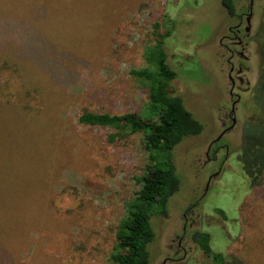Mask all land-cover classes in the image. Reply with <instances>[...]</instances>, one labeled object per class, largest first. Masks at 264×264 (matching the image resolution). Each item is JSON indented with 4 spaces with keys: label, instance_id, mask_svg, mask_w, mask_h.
Returning <instances> with one entry per match:
<instances>
[{
    "label": "rangeland",
    "instance_id": "rangeland-1",
    "mask_svg": "<svg viewBox=\"0 0 264 264\" xmlns=\"http://www.w3.org/2000/svg\"><path fill=\"white\" fill-rule=\"evenodd\" d=\"M246 3L234 0L236 12ZM253 12V25L264 21V0ZM163 14L176 23L167 37ZM235 22L220 0H0V264H118L116 226L147 160L142 134L81 117L140 114L146 86L130 70L165 37L170 92L203 129L173 150L180 185L167 215L151 218L147 264H211L194 240L203 231L213 250L264 264V72L234 127L221 126L230 83L218 39ZM255 48L251 86L262 73ZM213 139L221 147L206 161Z\"/></svg>",
    "mask_w": 264,
    "mask_h": 264
},
{
    "label": "trees",
    "instance_id": "trees-1",
    "mask_svg": "<svg viewBox=\"0 0 264 264\" xmlns=\"http://www.w3.org/2000/svg\"><path fill=\"white\" fill-rule=\"evenodd\" d=\"M221 4L230 13L234 12V0H221ZM161 24L167 37L176 23L163 14ZM164 39L146 44L142 53L145 66L130 70L132 75L140 76L146 86L147 99L140 114L85 111L81 117L85 124L111 127L120 135L142 134L147 160L144 173L138 179L141 184L125 203V214L116 226L117 242L111 259L118 264L149 262L148 245L155 236L151 218L167 215L169 198L180 185L173 150L183 138L197 135L203 129L202 123L185 107L182 97L170 92L177 72L168 63ZM215 212L226 219L222 209L217 208ZM211 238L205 231L194 234V240L207 246L206 255L211 264H242L237 255L213 250Z\"/></svg>",
    "mask_w": 264,
    "mask_h": 264
},
{
    "label": "flooded vegetation",
    "instance_id": "flooded-vegetation-1",
    "mask_svg": "<svg viewBox=\"0 0 264 264\" xmlns=\"http://www.w3.org/2000/svg\"><path fill=\"white\" fill-rule=\"evenodd\" d=\"M246 1V5L241 6L242 10L239 13L236 12L235 9L232 13L227 11L232 17H235L236 22L228 25L225 33L220 35V38L218 39L220 51L217 54V60H220L221 64L227 67V77L230 83L228 91L230 107L229 110L224 113V118L221 119L222 133L234 127L236 123L235 111L237 104L243 101L246 103L247 98H249L248 102L251 100V95L253 96L255 92L253 90H255L256 86L261 82L262 74L264 72V21L261 20L258 24L253 25L254 0ZM251 44H254L256 47L255 49L258 51L256 52V55L260 58V67L262 70V73L258 76L254 85H252L254 88L251 86L250 79L245 75L247 71L250 70L247 62L252 57V53L248 50V47H250ZM217 141L218 139H213L208 143L205 151L206 161L210 160L212 157H216L218 149L221 147H215ZM206 161L203 164H205ZM218 174L219 173L210 175L208 182H210L211 179L216 178ZM184 228L185 226L183 229ZM178 246L181 247L180 240ZM182 250L185 251L184 248ZM167 260L174 259L168 257L162 262V264H165Z\"/></svg>",
    "mask_w": 264,
    "mask_h": 264
},
{
    "label": "water",
    "instance_id": "water-1",
    "mask_svg": "<svg viewBox=\"0 0 264 264\" xmlns=\"http://www.w3.org/2000/svg\"><path fill=\"white\" fill-rule=\"evenodd\" d=\"M220 137V136H219Z\"/></svg>",
    "mask_w": 264,
    "mask_h": 264
}]
</instances>
